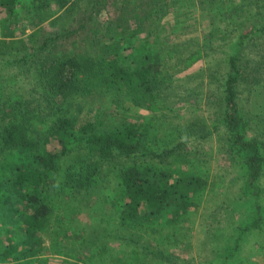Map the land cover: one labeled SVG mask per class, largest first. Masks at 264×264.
Listing matches in <instances>:
<instances>
[{
  "label": "trees",
  "instance_id": "trees-1",
  "mask_svg": "<svg viewBox=\"0 0 264 264\" xmlns=\"http://www.w3.org/2000/svg\"><path fill=\"white\" fill-rule=\"evenodd\" d=\"M245 3L256 5L258 15ZM176 6L192 11L203 8L211 15L208 31L220 20H233L222 28L227 32L232 26L236 36L227 56V70L215 66L207 70L223 93V112L213 116V129L219 131L224 125L229 131L230 148L242 155L252 184L263 174L264 140L258 137L263 128L255 125L240 101H248V95L241 93L247 84L245 76L254 82L251 89L253 84L264 83V24L253 22L260 14L264 22V0H0L3 33L10 34L21 16L38 28L41 16L50 8L77 9L60 32L35 38L32 46L0 56V195L4 196L0 197V209L5 207L0 216L7 223L0 237L1 255L34 253L37 236L54 213L49 198L99 194L105 191L107 180L116 185L113 202L121 226L113 230L98 221L82 233L80 246L89 257L106 250L102 242L110 236L121 239L117 254L137 252L142 264L169 263L171 257H180L174 254L172 243L165 247L160 243V236L171 228L169 222L183 218L197 206L194 193L207 185L199 170L202 146L191 150L192 140L184 138L194 128L176 130L171 115L174 108L167 104L188 83L164 71L165 48L161 45L167 42L161 39L153 44L156 50L142 46L124 53V45L142 33L147 20L152 24L150 33L163 11L170 12ZM108 10L112 14L104 19L101 13ZM241 15H248L250 22ZM25 30L21 27L20 31ZM194 46V54L182 62H188V67L205 49ZM179 64L175 63L176 67ZM97 104L99 112H94ZM112 104L121 109L124 104L133 110L146 109L149 114L142 119L113 116ZM73 109L91 117H72L69 113ZM51 116L52 125H44ZM108 121L116 122V127L104 130ZM196 158L199 166L194 165ZM253 208L260 216L259 205L255 203ZM250 218L237 228L234 240L219 232L218 239L227 241L221 244V258L217 257L220 260L215 264L240 262L238 251L250 233ZM252 221L256 224L258 219Z\"/></svg>",
  "mask_w": 264,
  "mask_h": 264
},
{
  "label": "rangeland",
  "instance_id": "rangeland-1",
  "mask_svg": "<svg viewBox=\"0 0 264 264\" xmlns=\"http://www.w3.org/2000/svg\"><path fill=\"white\" fill-rule=\"evenodd\" d=\"M244 5L258 15L256 5L249 3ZM261 9V13H264V9ZM76 11L77 9L72 12L68 9L50 8L41 16L43 19L38 28L29 25L28 17L23 16L22 18L21 16L18 21L19 28L11 27V34L3 33V25L0 22V56L10 55L20 49L32 46L35 38L42 39L46 35L60 32L76 15ZM163 12L164 14L156 19L159 21L155 22L156 29L147 33L148 27L152 26L150 22L146 23L147 20L142 33L124 45V53L133 52L142 46H150V50H153V44L155 46V42L160 39L161 42H167L161 45L165 48L162 51L164 71L173 79L175 77L184 78L188 83V87L181 93H177L167 104L174 108L171 115H173L176 130L182 132L187 126L194 128L189 135L185 132L188 136L185 135L184 138L187 137L193 141V143L191 141V150L202 146L203 151L200 152L204 156L199 163L200 166L197 164V158L193 161H195V166L198 165L201 168L199 170L206 179L207 185L203 189L195 191L193 200L197 206H192L188 211L190 217L188 218L187 214L181 219L169 222L171 228L160 236L162 238L160 243L164 244V247L166 244L172 243L174 254L177 253L180 259L175 255L176 258L171 257L169 263L159 262L158 264H208L211 261L215 264L216 260H220L217 257L221 256L218 255L221 246L227 241L218 239L219 232H226L228 238L234 237V240L238 237L237 228L240 230L241 224H244L247 216L251 217V229L250 233H246L247 239L242 251H238V255L240 254L241 257L237 264H264V172L258 181L252 184L251 178L246 175V165L241 158L242 155L237 154L236 149L230 148L232 139L229 131L225 129L224 125L221 126L222 122L219 123L221 126L219 131L213 129L214 122H212L213 116L222 115L221 98L223 93L222 87L217 82H212V79L207 75V70L210 72L214 66L227 70V56L234 48L232 44L236 36L232 26L227 32H224L222 28L228 27L227 23L233 22V20H220L214 26L215 29L208 31L205 29L212 26L209 20L211 15L209 16L203 8L197 7L192 11L187 6H176L171 8L170 12ZM111 14L109 10L101 13L104 19L106 16L110 17ZM246 17L241 15L240 18L242 20L246 18L247 22H250L248 21L250 17L248 15ZM260 19H263L262 14L256 16L253 22L264 24ZM21 27L26 28L25 33H21ZM158 28L159 30H157ZM240 30H242L241 27ZM33 34L34 36H31ZM233 37L234 40L230 42ZM203 39L205 40L203 41ZM228 41L229 43H227ZM180 42L186 44L187 47L179 44ZM194 44L196 49L199 45L200 48L205 49L200 50L198 61L191 58L188 67V62L185 64L182 62L189 60L194 54ZM175 63L181 64L176 67ZM178 68H186V70L179 71ZM249 73L251 74V69ZM244 79L247 84H243L241 93L243 97L248 95V101L244 104L241 100L240 105L245 106L251 118L254 119L255 125H258V128H263V132L258 135L259 140L262 141L264 140V83L254 86L251 76H245ZM251 82H253L252 89ZM80 101L82 104L85 102V100ZM84 104L86 105V103ZM113 105H110L113 116L142 119L149 114L146 109L133 110L126 104H124L126 107L121 109L115 108ZM98 106L97 104L94 112H99ZM86 109L89 111L88 107ZM80 112L79 109H73L69 115L87 120L90 114ZM52 118L54 116H51L44 125H52ZM116 124L114 121H108L104 130H111L116 127ZM233 152L235 153L232 154ZM262 155L264 156V149ZM106 182L109 183H106L103 188L105 191H101L99 194L92 193L91 196L85 194L82 196L78 193L71 196L60 194L49 198V203L53 204L54 213L38 234L36 239L38 244H34V253L31 254L28 251L26 254L21 252L11 253L12 255L0 254V264H142L137 252L123 251L121 254H117L121 239L113 236L103 239L102 244H105L106 250L100 251L93 259L89 257V252L80 246L82 233L89 230L90 226L97 224L98 221H103L104 225L106 223L113 230L119 229L121 226L116 220L114 209L116 207L113 202L114 193L117 191L116 185L111 181L106 180ZM113 183L116 182L113 181ZM189 188L194 190L193 187ZM257 190L261 192L258 193ZM0 197L4 196L0 195ZM255 203L259 205L260 216L254 212ZM244 206L248 207L245 209ZM4 211L5 207H2L0 213L3 214ZM3 218L4 216L1 215L0 237H2V230L7 227V223L2 222ZM255 219H258L256 224L252 221ZM222 222H225L224 227ZM112 245L115 249L111 247ZM96 246L101 247L98 243Z\"/></svg>",
  "mask_w": 264,
  "mask_h": 264
}]
</instances>
